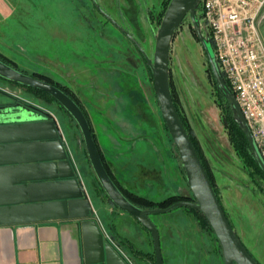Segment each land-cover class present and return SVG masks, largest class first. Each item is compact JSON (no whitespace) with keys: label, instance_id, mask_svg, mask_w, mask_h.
Wrapping results in <instances>:
<instances>
[{"label":"rangeland","instance_id":"1","mask_svg":"<svg viewBox=\"0 0 264 264\" xmlns=\"http://www.w3.org/2000/svg\"><path fill=\"white\" fill-rule=\"evenodd\" d=\"M96 1L154 60L157 34L171 0ZM36 3L38 6H31V10L17 6L19 24L12 26L16 34L7 31L15 44L25 49L20 53L28 57L23 63L31 65L19 69L44 73L56 82L72 81V74L80 70L94 73L103 70L98 82L109 90L111 102L123 103L118 109L120 114L124 113L126 122L125 131L112 133L105 127L99 137L103 160L115 179L128 192L148 201L142 208H162L159 203L167 200L168 206L181 200L194 201L187 173L158 105L152 72L137 46L105 17L93 0H36ZM29 11L30 16L25 19ZM190 16L176 31L172 42L170 84L178 110L197 142L230 222L245 246L261 262L264 259V177L240 155L232 142L225 108L219 99L220 87L208 70L207 56ZM198 20L203 23L201 17ZM203 34L206 40L210 39L207 29H203ZM211 50L214 53L213 47ZM116 66L126 69L125 76L116 73L117 70L110 71ZM75 81L83 84L82 78ZM2 88L56 116L106 239L121 248L130 264H145L148 250L155 263L152 234L129 212L108 200L72 116L53 98L0 78ZM10 100L0 90V103ZM141 104L142 113L137 115L135 112L140 110L137 105ZM94 133L97 140L95 130ZM150 217L160 232L163 264H225L215 233L195 209L176 207Z\"/></svg>","mask_w":264,"mask_h":264},{"label":"water","instance_id":"2","mask_svg":"<svg viewBox=\"0 0 264 264\" xmlns=\"http://www.w3.org/2000/svg\"><path fill=\"white\" fill-rule=\"evenodd\" d=\"M94 5L118 27L140 50L153 75V83L164 121L187 173L194 201L181 200L162 208L146 209L136 205L121 190L106 168L94 137L90 121L82 107L60 87L25 73L0 58V77L52 96L76 121L83 135L94 174L116 207L129 212L153 237L155 262L164 258L160 232L150 215L165 213L176 207H193L207 218L222 249L225 264H260L232 226L208 177L203 163L176 109L170 84V52L176 31L187 15L213 75L231 103L259 167L264 171V158L249 125L229 89L212 52L211 39L206 40L197 16L200 0H171L160 24L152 60L140 42L119 22ZM0 226L24 225L51 220H78L82 227L84 264H129L124 256L105 239L100 222L95 218L94 204L65 140L56 116L37 106L0 108ZM40 110L43 115L34 111Z\"/></svg>","mask_w":264,"mask_h":264},{"label":"crops","instance_id":"3","mask_svg":"<svg viewBox=\"0 0 264 264\" xmlns=\"http://www.w3.org/2000/svg\"><path fill=\"white\" fill-rule=\"evenodd\" d=\"M35 3L36 0H0V52L11 60L17 68H25L31 65L23 63L24 59H28V57H24L26 54H20L25 52V49L15 44L14 40L7 34L8 32L13 35L16 34L12 26L15 27V24H19L16 17L17 6H24L31 10V6H38ZM28 16H30V11L26 12L25 19ZM262 32L264 34V24ZM116 67L110 71L115 73L117 70L116 73L125 76L126 69ZM99 71L94 73L88 69L86 71L80 70L72 74L74 76L72 81L61 82L70 87L85 106L84 108L88 112L90 122L97 134V144L101 151L102 142L99 137L102 136L105 127L110 129L112 133L119 130L125 131L126 122L122 115L124 113L120 114L118 109V107L124 106L123 103L118 102L119 100L116 103L110 101L109 90L98 82L103 70ZM30 72L28 74L39 73L35 70ZM25 73L27 72L25 71ZM75 78H82L83 84L77 83ZM137 108L140 110H136L138 112L135 113L141 114L142 104L137 105ZM65 140L76 165L66 136ZM80 178L85 184L84 179ZM147 252L145 264H156L151 257V251L148 250ZM83 255L82 227L78 220H51L34 224L0 226V264H84ZM261 263L264 264V259H261Z\"/></svg>","mask_w":264,"mask_h":264},{"label":"built area","instance_id":"4","mask_svg":"<svg viewBox=\"0 0 264 264\" xmlns=\"http://www.w3.org/2000/svg\"><path fill=\"white\" fill-rule=\"evenodd\" d=\"M199 3L201 28L209 31L216 63L264 158V0ZM111 243L126 258L121 248Z\"/></svg>","mask_w":264,"mask_h":264},{"label":"trees","instance_id":"5","mask_svg":"<svg viewBox=\"0 0 264 264\" xmlns=\"http://www.w3.org/2000/svg\"><path fill=\"white\" fill-rule=\"evenodd\" d=\"M200 6H201L200 3H198V5H197V12L200 10ZM198 15H199V14L197 13V16H198ZM205 54H206V53H205ZM142 55H143V54H142ZM206 56H207V55H206ZM0 58H1L2 60H4L5 62H7L8 64H10V65L16 67V66L11 62V60H9L8 58H6L1 52H0ZM144 58H145V57H144ZM207 60H208V58H207ZM208 64H209V62H208ZM16 68H17V67H16ZM150 70H151V69H150ZM208 70H209V71L211 72V74L213 75V72H212V70H211L210 64H209ZM151 72H152V71H151ZM32 75L35 76V77H38V78H40V79L46 80V81H48V82H50V83H52V84H55L56 86H58V87H60L62 90H64L67 94L71 95V97H72V98H73V99H74V100H75V101H76V102L82 107V109L84 110L85 114L87 115V117H88V119H89V116H88V114H87V112H86V110H85V108H84V106H83L81 100L79 99V97H78L77 95H75L76 93H75L70 87H68L67 85L63 84V83L60 82V81H57V82H56V80H54L51 76L46 75V74L36 73V74H32ZM0 78H1V77H0ZM1 79H3V78H1ZM3 80H5V79H3ZM5 81H7V80H5ZM8 82H10V81H8ZM10 83H13V82H10ZM13 84H16V83H13ZM227 84H228V83H227ZM16 85H20V84H16ZM20 86H22V87H26V86H23V85H20ZM228 86H229V84H228ZM26 88H27L29 91H32V92H34V93H38L39 95H43V96H46V97H51V98H53V97L50 96L48 93L43 92L42 90H39V89H36V88H33V87H26ZM171 93H172V97H173V100H174V103H175L176 109H177V111H178V113H179V117L181 118V120H182V122H183V124H184V127L186 128L187 132H188L189 135H190L191 141H192V143H193V145H194V147H195V149H196V151H197V153H198V155H199V157H200V159H201V161H202V163H203V166H204V168H205V170H206V172H207V174H208V177H209V179H210V181H211V183H212V185H213V187H214V190H215V192H216V194H217V196H218V198H219V200H220V202H221V198H220L219 193H218V191H217V188H216V186H215V184H214V181H213V178H212V176H211V174H210V171H209V169H207L208 166H207L206 162L204 161V159H203V157H202V154H201V151H200V149H199V147H198V145H197V142H196L195 138L191 135V133H190V131H189L187 125H186L185 120L183 119L181 113H180L179 110H178V107H177V104H176L175 95H174V92H173V90H172V83H171ZM53 99H54V98H53ZM219 99H220L221 102H222L221 105H223V107L225 108L226 122H227L228 125H229V130H230V134H231L232 142H234V145H235L236 148L239 150L240 155L246 157L247 161H248L251 165L255 166L256 169H257V171H258V172L264 177V171L261 169V167H259V164H258L256 158L254 157L253 153H252V150H251V148H250L249 142L247 141V137H246V135H245L243 129H242L241 126L239 125V122H238V120L236 119V116L234 115V114H235L234 109H233L231 103L229 102L228 97L226 96L225 92H224L222 89H221V90L219 89ZM54 100H55V99H54ZM60 106H61V105H60ZM61 107H62V106H61ZM62 108H63V107H62ZM63 109H64V108H63ZM64 110H65V109H64ZM65 111H66V110H65ZM66 112H67V111H66ZM67 113H68V112H67ZM72 118H73V117H72ZM73 119H74V118H73ZM89 120H90V119H89ZM89 120H88V121H89ZM90 124H91V122H90ZM91 127H92V124H91ZM92 131H93L94 137H95V139H96V135H95V133H94L93 127H92ZM96 141H97V140H96ZM100 152H101V151H100ZM101 155H102V158H103V154H102V153H101ZM103 159H104V158H103ZM103 159H102V160H103ZM103 161H104V164H105L106 168L108 169L110 175L113 177V180L116 181V183L118 184V186L121 188V190L124 192V194L127 196L128 199H130L132 202H134L136 205H138V206H140V207H141V205H142L143 203H148L147 200H145V199H143V198H140V197H137V196H135L134 194L128 192L125 188H123V187L118 183V181L115 179L114 175L111 173V171H110V169H109L107 163L105 162V160H103ZM102 189H103V188H102ZM106 196H107V195H106ZM107 197H108V196H107ZM175 201H177V200H174L173 202H175ZM149 203H150V202H149ZM169 204H170V203H169ZM159 205H160V206H163V207L168 206V200H167V201L160 202ZM188 208H191V210H194V209H195V211H197V213H198V214L200 215V217L202 218L204 224H205L208 228L212 229V227L210 226V224H209L207 218L205 217V215H204L200 210H198V209H196V208H193V207H188ZM225 212H226V211H225ZM226 214H227V213H226ZM227 216H228V214H227ZM228 218H229V216H228ZM231 224H232V223H231ZM232 226H233V225H232ZM212 230H213V229H212ZM213 232H214V231H213Z\"/></svg>","mask_w":264,"mask_h":264},{"label":"flooded vegetation","instance_id":"6","mask_svg":"<svg viewBox=\"0 0 264 264\" xmlns=\"http://www.w3.org/2000/svg\"><path fill=\"white\" fill-rule=\"evenodd\" d=\"M188 17V15L186 16V18ZM191 17V16H190ZM186 18H185V20H186ZM192 19V18H191ZM184 20V21H185ZM205 51V50H204ZM25 72V71H24ZM32 75V74H31ZM1 91H3V92H5L6 94H8L9 95V97H10V101H7V102H1L0 103V108H3V107H15V110H18V109H20V107H29L30 105H34V106H37V105H35V104H32V103H30V102H26L24 99H21V97H19V96H17V95H15V94H12V93H10V92H8V91H6L5 89H0ZM37 107H39V108H41V109H44L43 107H40V106H37ZM46 111H49L48 109H45ZM0 112H1V110H0ZM36 114H40V115H43L41 112H40V110H35L34 111ZM240 237V236H239ZM249 250V249H248ZM250 251V250H249ZM251 252V251H250ZM251 254L256 258V256L251 252ZM125 258V257H124ZM126 259V258H125ZM257 259V258H256ZM127 260V259H126ZM258 260V259H257ZM128 263H129V261H127ZM258 262L260 263V264H262L259 260H258ZM130 264V263H129Z\"/></svg>","mask_w":264,"mask_h":264}]
</instances>
